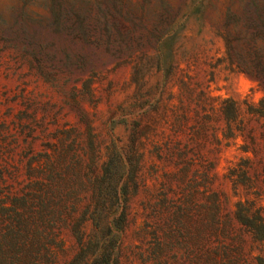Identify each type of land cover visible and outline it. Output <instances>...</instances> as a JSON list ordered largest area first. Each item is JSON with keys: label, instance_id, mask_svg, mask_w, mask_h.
<instances>
[{"label": "rangeland", "instance_id": "obj_1", "mask_svg": "<svg viewBox=\"0 0 264 264\" xmlns=\"http://www.w3.org/2000/svg\"><path fill=\"white\" fill-rule=\"evenodd\" d=\"M259 64L264 0H0V264H264Z\"/></svg>", "mask_w": 264, "mask_h": 264}, {"label": "trees", "instance_id": "obj_2", "mask_svg": "<svg viewBox=\"0 0 264 264\" xmlns=\"http://www.w3.org/2000/svg\"><path fill=\"white\" fill-rule=\"evenodd\" d=\"M245 71L255 78L258 83L259 89L264 93V64H259L253 67L252 70ZM252 111L264 117V96L260 100V102L252 108ZM238 215L241 222L247 225L251 230H253L259 240L264 241V223L260 222L261 218L259 219V222L255 221L254 218L251 217L249 212L244 209L241 210Z\"/></svg>", "mask_w": 264, "mask_h": 264}]
</instances>
